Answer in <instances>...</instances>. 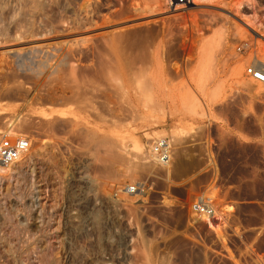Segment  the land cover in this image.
I'll use <instances>...</instances> for the list:
<instances>
[{
  "label": "rangeland",
  "instance_id": "rangeland-1",
  "mask_svg": "<svg viewBox=\"0 0 264 264\" xmlns=\"http://www.w3.org/2000/svg\"><path fill=\"white\" fill-rule=\"evenodd\" d=\"M242 1L195 0L169 14L161 0H0V128L27 135L15 169L33 168L15 184L3 173L0 231L18 252L0 247V264H102L77 221L52 233L48 224L39 243L37 191L77 210L134 181L138 204L123 205L149 222L129 264H264V85L244 76L247 57L234 50L247 34L235 19L247 18ZM257 122L260 137L241 133ZM158 137L166 164L149 151ZM200 193L218 212L214 228L188 208ZM68 231L80 234L65 255ZM251 249L262 263L235 258Z\"/></svg>",
  "mask_w": 264,
  "mask_h": 264
},
{
  "label": "built area",
  "instance_id": "built-area-1",
  "mask_svg": "<svg viewBox=\"0 0 264 264\" xmlns=\"http://www.w3.org/2000/svg\"><path fill=\"white\" fill-rule=\"evenodd\" d=\"M256 1L243 0L239 6L240 9L248 10L246 13H242L249 14L247 18L251 24L249 27H244L247 34L235 43L234 50L247 57L243 66L244 76L264 85V60L258 57L257 50V41L264 44V0L259 6L261 10L259 17H256L253 10L251 11L257 5ZM161 2L164 10L169 14H182L193 6L195 0H161ZM262 50L264 51V47ZM29 145V138L24 133L0 128V166L7 167L18 161L23 164L29 156ZM149 151L158 163L166 164L169 162L170 147L165 137L156 138L149 147ZM64 174L63 181L67 183L71 171L67 170ZM141 191L142 183L139 181L119 183L109 192L101 193L97 198H92L90 203L94 205V208L86 207L83 204L82 207L74 210L70 209L69 202L64 201L62 197L59 200V207H55L53 201L45 204V191L40 188L37 191L35 204V222L39 233V243L43 240V230L48 224H50L51 228L49 229L52 233L53 229L56 230L60 226L68 229L73 228L69 223L77 221L81 225L82 233L88 237V240L94 238L100 263L129 264L132 250L138 241V234L146 232L145 223L149 222V216L145 215L144 221L138 220L134 214L125 210L123 203L124 200H129L137 205L134 196L139 195ZM188 208L193 215L205 221L214 217L211 199L202 193L194 196L189 202ZM63 213L64 217L62 216ZM67 221L69 222L68 227H66ZM90 221H96L94 232L92 231L91 234L88 233L89 227L92 226ZM69 233V231L63 233L62 237L59 238L60 248H64V243L66 244V249H63L65 255H67L71 240L74 237L78 238L80 234L77 232L69 235ZM63 241L65 242L63 243ZM256 253L251 249L248 254L242 255L240 258L235 256V258L240 263H247V261L249 263H262V257Z\"/></svg>",
  "mask_w": 264,
  "mask_h": 264
},
{
  "label": "bare ground",
  "instance_id": "bare-ground-1",
  "mask_svg": "<svg viewBox=\"0 0 264 264\" xmlns=\"http://www.w3.org/2000/svg\"><path fill=\"white\" fill-rule=\"evenodd\" d=\"M194 4H195V2H194ZM193 4V5H194ZM246 15H249V14H246ZM245 15V17H248V16H246ZM252 15V14H251ZM231 17H232V14L230 15ZM234 16V15H233ZM235 17V16H234ZM256 17H258V15L256 16ZM235 19H237V22L242 26V28L243 29H245L244 27H249V24H251V22L249 21V19L248 18H238V17H235ZM264 96V95H263ZM30 147V146H29ZM28 150H29V148H28ZM16 162L15 163H12L11 165H9V166H7V167H2V166H0V188L2 187L1 186V181H2V179H4V174L3 173H5L6 171H8V170H10V174H9V176H10V178H12L13 180V182H14V184H15V182H17V179H18V176L19 175H25V174H30L32 171H33V168H31V170H30V167H29V165L27 166V164L25 165V167H23L22 169H15V167H16ZM28 167V168H27ZM9 172V171H8ZM6 175V174H5ZM26 176V175H25ZM8 179V178H7ZM4 180H6V179H4ZM3 180V181H4ZM12 182V183H13ZM3 183V182H2ZM9 183V182H8ZM7 186V188H8V185H6ZM6 186H5V188H6ZM4 187V186H3ZM12 187V186H11ZM20 187V186H19ZM22 188V187H21ZM25 188V187H24ZM4 189V188H3ZM9 189V188H8ZM18 189V188H17ZM7 190V189H6ZM5 191V190H4ZM7 192V191H6ZM23 192V191H22ZM21 192V193H22ZM2 194V193H1ZM3 196V195H2ZM6 196V195H5ZM20 196V195H19ZM19 198V197H18ZM213 205V204H212ZM4 206V205H3ZM7 206V205H6ZM1 208V207H0ZM4 208V207H3ZM213 208H214V206H213ZM5 209H7V208H5ZM4 210V209H3ZM1 211V210H0ZM216 212L217 211H215V208H214V215L216 214ZM3 212L1 211V214H2ZM218 213V212H217ZM6 214H7V212H6ZM6 221V220H5ZM207 224L210 226V227H213L214 228V225H213V223H212V221H211V219H207ZM1 226V225H0ZM17 228V227H16ZM21 229H23V228H20V230ZM20 230H18V231H20ZM1 231H3V230H1ZM0 231V232H1ZM23 231V230H22ZM22 231H20V232H22ZM44 231V230H43ZM17 234V233H16ZM24 234V233H23ZM34 234H35V232H34ZM15 235V234H14ZM22 235V234H21ZM24 235H26V236H28L27 234H24ZM33 235V234H32ZM32 235H31V238H32ZM15 236H17V235H15ZM30 236V235H29ZM35 236V235H34ZM10 237V236H9ZM18 237V239H19V237H20V235L19 236H17ZM22 237V236H21ZM38 238V237H37ZM10 239H11V237H10ZM16 239V238H15ZM17 239V240H18ZM33 239V238H32ZM20 240V242H23V239L22 238H20L19 239ZM22 240V241H21ZM12 241H13V239H11V241L9 240V238H8V235H7V233L5 232L4 233V231L3 232H1L0 233V247H2V249H3V251L4 252H6V254L8 255L9 254V256H11V257H13V258H17L16 256H17V252L15 251L16 249H13V247H12ZM32 241V240H31ZM19 242V241H18ZM14 243V242H13ZM21 244V243H20ZM33 244V243H32ZM36 244V243H35ZM18 245V244H17ZM16 245V247H18ZM22 245V244H21ZM23 245H25V244H23ZM29 246H31V245H29ZM24 247V246H23ZM22 246H19V248H20V250L22 251V248H23ZM32 247V246H31ZM31 247H29V250H30V248ZM42 247V246H41ZM33 248H35V247H33ZM37 248V247H36ZM25 250V249H24ZM26 250H28L27 249V247H26ZM31 252H33L32 251V248H31V250H30ZM29 251V252H30ZM36 251V250H35ZM23 252V251H22ZM21 252V253H22ZM23 253H25V252H23ZM28 253V252H27ZM36 253V252H35ZM32 254V253H31ZM34 254V253H33ZM20 255V254H19ZM22 255V254H21ZM20 255V256H21ZM28 255V254H27ZM34 255H36V254H34ZM24 255H22V257H23ZM27 257V256H26ZM25 257V258H26ZM20 257H18V259H19ZM12 259V258H11ZM21 259H22V261H26L25 259H24V257L23 258H20L19 259V263L18 264H20L22 261H21ZM24 259V260H23ZM38 259V258H37ZM14 262H15V260H14ZM17 262V261H16ZM27 262V261H26ZM16 264V263H15ZM23 264V263H22ZM44 264V263H43Z\"/></svg>",
  "mask_w": 264,
  "mask_h": 264
},
{
  "label": "crops",
  "instance_id": "crops-1",
  "mask_svg": "<svg viewBox=\"0 0 264 264\" xmlns=\"http://www.w3.org/2000/svg\"><path fill=\"white\" fill-rule=\"evenodd\" d=\"M261 127L262 125H260V122H257V125L249 127V126H245L242 125L240 127L241 133L245 136L252 137V138H256V137H260L262 135L261 133ZM227 199H229V197H227Z\"/></svg>",
  "mask_w": 264,
  "mask_h": 264
}]
</instances>
